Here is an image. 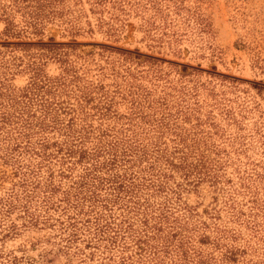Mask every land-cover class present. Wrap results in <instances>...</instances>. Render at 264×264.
<instances>
[{"label":"rangeland","instance_id":"obj_1","mask_svg":"<svg viewBox=\"0 0 264 264\" xmlns=\"http://www.w3.org/2000/svg\"><path fill=\"white\" fill-rule=\"evenodd\" d=\"M0 264H264V0H0Z\"/></svg>","mask_w":264,"mask_h":264},{"label":"trees","instance_id":"obj_2","mask_svg":"<svg viewBox=\"0 0 264 264\" xmlns=\"http://www.w3.org/2000/svg\"><path fill=\"white\" fill-rule=\"evenodd\" d=\"M115 161H116L115 159H111V160L109 161L108 164L114 165V164H115ZM112 177H116V176H112ZM117 177H118V176H117ZM108 181H109L110 183L113 184V180H112V178H110ZM123 184H124V183L121 181L120 184H118V185L116 186L115 190H117L118 193H120V192H124V191L126 190V188H125V186H123Z\"/></svg>","mask_w":264,"mask_h":264}]
</instances>
